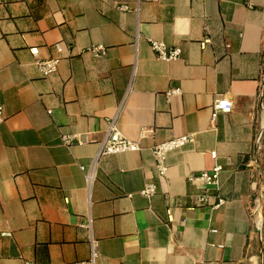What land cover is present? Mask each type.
I'll return each instance as SVG.
<instances>
[{"label": "crops", "instance_id": "1", "mask_svg": "<svg viewBox=\"0 0 264 264\" xmlns=\"http://www.w3.org/2000/svg\"><path fill=\"white\" fill-rule=\"evenodd\" d=\"M0 102V264L83 261L91 238L95 264H264V0H0ZM111 116L138 149L94 162ZM182 134L159 176L152 146Z\"/></svg>", "mask_w": 264, "mask_h": 264}, {"label": "built area", "instance_id": "2", "mask_svg": "<svg viewBox=\"0 0 264 264\" xmlns=\"http://www.w3.org/2000/svg\"><path fill=\"white\" fill-rule=\"evenodd\" d=\"M150 48L155 53V56L159 60L170 61L178 59L181 56V49L177 46H167L165 42L157 39H148ZM94 56H98L104 53L105 47L102 44H96L89 46L87 48ZM58 63L57 57H50L44 59H38L35 61V64L39 72L43 75H48L56 70V65ZM178 88H170L165 94L168 98L172 94L179 93ZM233 106L232 100L224 95L218 94L214 96L211 104V114L210 118L214 119L218 112H228ZM3 106L0 102V122L3 120ZM62 142L64 144L71 143L73 136L72 135H62ZM193 141L192 134H182L179 136H173L163 142L156 143L151 148V153L153 156L154 167L157 174L161 177L164 176L167 165H166V154L174 149L180 148L187 143ZM138 149V144L135 141H132L124 137L118 126L117 116H111L106 119V127L103 132V136L98 144V149L96 155L93 159L95 162L98 158L107 154H115L124 151H133ZM211 156L214 157V152L211 153ZM80 169L83 170V166H80ZM222 170L220 164H215L211 169L201 170L195 175H190L189 180H198L202 184V191L199 194L195 195L194 201L196 204H205L208 202V190L210 187H218L219 185V175ZM85 180L89 183L92 180V174H85ZM155 193V185L153 183H146L144 187L140 190V194L149 197ZM90 253L89 257L86 260L73 262L70 264H95V259L97 257V249L95 241L91 238L90 241ZM23 264H39L36 261L24 260Z\"/></svg>", "mask_w": 264, "mask_h": 264}]
</instances>
